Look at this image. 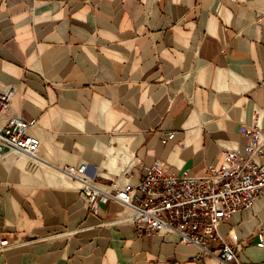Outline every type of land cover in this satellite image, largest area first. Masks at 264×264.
<instances>
[{"label": "crops", "instance_id": "obj_1", "mask_svg": "<svg viewBox=\"0 0 264 264\" xmlns=\"http://www.w3.org/2000/svg\"><path fill=\"white\" fill-rule=\"evenodd\" d=\"M0 83L15 88L0 123L36 119L40 141L37 159H0V264H219L137 234L114 200L89 210L59 168L135 185L154 160L200 177L244 155L254 112L264 130V0H0ZM218 233L264 264V192Z\"/></svg>", "mask_w": 264, "mask_h": 264}, {"label": "built area", "instance_id": "obj_2", "mask_svg": "<svg viewBox=\"0 0 264 264\" xmlns=\"http://www.w3.org/2000/svg\"><path fill=\"white\" fill-rule=\"evenodd\" d=\"M14 93L13 85L0 83V118L9 111ZM258 119L254 112L252 125L241 127L247 140L245 154L226 148L222 162L208 166L205 176L167 172L161 161L154 160L142 164L135 185L125 182L116 186L88 176L84 163L59 169L77 184L89 210L94 211L98 202L114 200L127 210L123 220L137 234H176L180 242L198 248L193 261L215 255L219 264H246L237 253L241 240L227 241L218 233V226L235 211L253 205L264 192V130ZM36 126V119L8 115L0 123V159L9 151L37 159L40 141L29 134ZM212 242L218 247L216 252L211 250ZM8 245V240L0 237V252ZM257 246L264 247V242Z\"/></svg>", "mask_w": 264, "mask_h": 264}]
</instances>
